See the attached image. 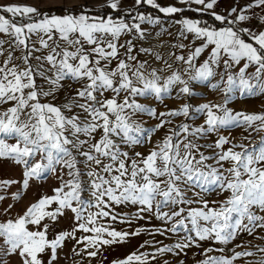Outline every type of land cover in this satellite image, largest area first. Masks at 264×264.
Returning <instances> with one entry per match:
<instances>
[{
    "label": "snow or ice",
    "instance_id": "snow-or-ice-1",
    "mask_svg": "<svg viewBox=\"0 0 264 264\" xmlns=\"http://www.w3.org/2000/svg\"><path fill=\"white\" fill-rule=\"evenodd\" d=\"M134 2L168 16L185 10L174 5L162 7L156 0ZM178 2L187 10L205 13L214 9L217 0ZM193 4L201 7L193 9ZM119 6L120 0H107L106 7L118 11ZM60 7L63 14L41 12L27 4L0 5V34L7 37L0 39V56L5 57L0 61V159L21 169L20 180L0 179V202L8 199L12 185H21L11 193V199L19 201L33 180H46L51 174L60 181L53 195L41 196L22 213L13 214L11 203L0 209V264H9L13 257L18 264H56L67 240L83 245L80 251L73 248L76 255L84 252L95 258L103 246L138 235L98 225L103 217L117 219L112 214L114 205H138V218H142L139 213L151 212L157 219L171 222L170 228L156 230L161 235L166 231L187 234L174 247L157 248L160 254L178 256L196 240L229 244L242 233L255 236L257 229L264 231V136L251 139L253 133H264V112L245 113L228 107L237 95L264 94V31L238 27L251 19L248 10L264 9V0L233 7L228 16L211 11L216 21L227 25L219 29L191 18L177 21L179 37L187 39L190 34L195 46L186 56L170 53L180 65L176 69L159 54L155 59L162 60L164 68L152 67L149 61L132 55L133 40L120 43L130 34L145 40L141 25L159 24L158 17L138 13L133 20L139 22L130 24L123 17L91 14L86 5ZM260 22L264 24V16ZM172 47L184 49L187 45ZM206 50L207 58L201 60ZM139 51L153 55L151 48ZM216 77L219 79L212 83ZM37 78L48 87L38 84ZM65 81L70 87H79L62 104L52 103L47 98L56 99ZM191 82L207 83L223 94V102L196 107L182 104L159 114L141 102L140 98L162 101L174 88H178V96H194ZM144 115L159 122L145 127ZM198 115L204 116L203 124L169 127L147 154L135 151L172 125V119L166 117L195 120ZM233 127L248 132L243 137L248 143H235L220 135L214 145H208L213 155L201 151L203 146L196 141ZM217 190L228 195L210 206L201 194ZM85 192L90 199L83 197ZM194 203L201 206L190 207ZM90 208L97 211H88ZM68 212L73 214L72 230L50 238L52 225ZM77 231L92 235L77 239ZM256 248L264 253V247ZM211 251L214 249L205 250L206 258L198 264H234L256 255L247 248L231 256L207 255ZM149 255L156 259L155 253L133 252L114 264H149ZM255 264H264V259Z\"/></svg>",
    "mask_w": 264,
    "mask_h": 264
},
{
    "label": "rangeland",
    "instance_id": "rangeland-1",
    "mask_svg": "<svg viewBox=\"0 0 264 264\" xmlns=\"http://www.w3.org/2000/svg\"><path fill=\"white\" fill-rule=\"evenodd\" d=\"M156 2L162 6H176V7H186L178 2V0H156ZM253 3V0H217V3L213 10H210L208 13L211 14V11H214L220 15L228 16L229 12L233 7L243 8L248 4ZM7 4H20V5H32L40 9L41 12H47L49 14H63V9L60 5H64L65 7L70 4L77 5H86L91 14L94 15H103L108 16L112 15L110 13H106L107 9L112 10L106 7L107 0H0V5ZM192 8H199L201 6L193 4ZM62 9L60 11L54 10ZM80 9L77 8L76 11ZM118 15H112L114 18L123 17L128 23H138L139 21H134L133 17H135L138 13H142L146 16L150 15L153 18H159L160 23L155 25H150L144 23L141 27L145 30L146 39L138 40L134 39V34L125 35L121 38L120 43H124L126 40H133L135 48L132 52V55L137 56L138 60H147L152 67L155 68H164L163 61H158L155 59V54H159L163 57V60H167L169 63L173 65V69L180 67L176 62H174V57L170 55V53H176L177 55H187L188 52L195 46L191 43L193 37L189 34L187 39H181L179 37V32L181 29V25L177 23L178 20H171L168 17H161L157 15H153L152 13L146 12L141 5H135L134 0H120L119 10H112ZM251 17L249 21L242 22L238 25L239 28H249L253 32L264 31V24L260 22V17L264 16V9L254 7L246 13ZM10 16V14H7ZM233 17L229 16V19ZM19 19V18H17ZM217 24L213 23H204L202 26L215 27L217 29L227 26L226 24H222L217 21ZM157 33H160L157 36ZM0 39H7L6 36L0 34ZM183 43L187 45L184 49L174 48L172 45ZM200 41H196V45H199ZM7 47V46H6ZM141 47L151 48L153 51V55H148L139 51ZM7 53H5L6 55ZM16 56L20 55V52L15 53ZM124 57V49H121V58ZM5 57L0 56V61H2ZM207 58V50L201 56V60ZM113 66H115V61L113 62ZM223 69H218V71H222ZM251 71V69H250ZM165 75L168 73L165 72ZM187 79V77H185ZM219 77L214 78L211 82L215 83ZM37 83L43 85L45 88L48 86L44 84L42 80L37 78ZM70 82L65 81L64 87L56 94V99L52 100L51 97L47 98L51 100L52 103L60 105L66 101V99L74 93L75 88L79 87V85L72 84L69 86ZM194 92V96H183L177 95L178 88H174L170 94L166 95L162 101L156 100L154 98H140L142 103L149 105L152 108H155L157 114L160 112H167L169 110L177 109L182 104H189L193 107L198 106L202 103H222L223 102V94L218 90H212L207 83L199 84L198 82H191L190 85ZM229 108L233 109V111H243L245 113H259L264 112V94H259L253 97H239L236 96L234 100H232L229 105ZM142 121L144 122L145 127H152L157 124L159 121L157 119H153L148 117L147 115L142 116ZM165 119H172V125L166 126L164 129L156 132L152 138L151 142L145 143L143 145L137 146L135 151H139L147 154L165 135L168 131L169 127H173L176 125H180L182 123L192 124L194 126H199L204 122V116L198 115V117L193 120L191 118H185L183 116L180 117H166ZM220 135L227 136L233 140L235 143H248V141H244L243 137L248 135V132L244 130L242 127H233L229 129H222L217 133H210L207 136L200 138L196 141L199 145H202L201 151L204 152L205 155H213V149L209 148L208 145H214L215 141L219 138ZM260 136H264V133L260 134H252L251 139L253 141L259 140ZM227 147V145H226ZM209 163H213V161H208ZM81 170L83 171V165H80ZM227 167V165H226ZM21 177V169L16 166L12 161L7 159H0V179H15L20 180ZM83 179H87V177H83ZM60 181L56 179L54 175L47 174L46 180L36 181L33 180L30 183V187L24 192L22 198L19 201H13L11 199V193L16 192L21 185L16 184L12 185L8 190V199L4 202H0L1 204L7 205V203L14 204L20 209L23 207L30 205L31 203L36 202L41 196L44 195H53V189L58 187ZM191 195V194H189ZM228 193H221L217 191H211L208 193H202L201 196L203 199L208 200L210 202V206L212 201L223 200ZM83 197L88 200L90 199V194L88 192L83 193ZM198 199V198H197ZM201 205L192 204L190 207L196 208ZM138 205H114L112 209V214L117 216L116 220H112L110 217H103L98 220V225L103 226L109 229H113L119 232H127V233H135L138 232V235H130L123 242L114 243L111 245L103 246L100 250V253L95 258H89L84 252H81L80 255H76L73 252V248L77 251H80L83 248V245H77L75 240H67L61 250H59V259L56 264H114V262L125 259L128 255L133 252L146 253V254H156V259L152 260L149 255V264H179L182 260L184 264H198L199 261H202L206 258L205 250L214 249V251L208 252L207 255L219 257V256H231L234 251H243L245 248L251 250L256 253L255 256L244 257L240 260L234 262V264H255L256 261L260 259H264V253H260L257 251L256 246L259 245L264 247V239H259L257 237H264V231L257 229L255 236H249L247 233L240 234L235 240L231 241L229 244H220L213 240H204L199 241L196 240L195 244L192 247L187 248L184 252L180 253V255H175L174 253H156V249L169 246L174 247L177 242L183 241L185 236L187 235L183 231H179L178 233H172L170 231H166L165 234L161 235L156 230L157 229H168L171 227V222L165 223L156 218V216L151 212H143L139 213V216L142 218H138ZM182 207H189L187 205H182ZM168 208H165L164 211H168ZM88 211L95 212L97 209L90 208ZM186 215V213H185ZM73 214L68 212L64 217H61L59 221L52 225L50 231V238L54 236L55 233L60 231H71L74 225V221L72 219ZM178 219V218H177ZM48 222V221H47ZM85 235H92L91 233H83L82 231L76 232L77 239L82 238ZM143 245V247H141ZM237 245H241V247H237ZM218 249H223V251H218ZM91 250V249H89ZM45 260H47V256H45ZM9 264H18V261L15 257H13Z\"/></svg>",
    "mask_w": 264,
    "mask_h": 264
},
{
    "label": "trees",
    "instance_id": "trees-1",
    "mask_svg": "<svg viewBox=\"0 0 264 264\" xmlns=\"http://www.w3.org/2000/svg\"><path fill=\"white\" fill-rule=\"evenodd\" d=\"M141 7H143V9L146 12L152 13L153 15L162 16V14L157 9H154L151 6L141 4ZM54 10L60 11L62 9L55 8ZM105 12L110 13L112 15H118L117 13H115L114 11L109 10V9H107V11H105ZM171 17L174 19H180V18L186 17V18L199 20L201 22V24H203V25H204V23H213V24L218 25L217 21L212 17V15H210L208 13H200V12L191 11V10H187V9H185L181 13L171 15ZM244 38L248 39L247 36H245Z\"/></svg>",
    "mask_w": 264,
    "mask_h": 264
},
{
    "label": "crops",
    "instance_id": "crops-1",
    "mask_svg": "<svg viewBox=\"0 0 264 264\" xmlns=\"http://www.w3.org/2000/svg\"><path fill=\"white\" fill-rule=\"evenodd\" d=\"M145 5H147V4H145ZM148 6H149V5H148ZM183 8L187 9L186 7H183ZM193 9H194V8H193ZM205 13H208V12H205ZM161 14H162L161 17H168V18H170L171 20H178V21H179V20H181V19H183V18H186V17H183V18H180V19H174V18L171 17V15L168 16V15H165V14H163V13H161ZM208 14H210V13H208ZM210 15H211V14H210ZM212 17H213V16H212ZM193 20H196V19H193ZM8 204H9V203H7V205H5V204H1V205H0V209H2V208H4V207H7ZM26 207H27V206L23 207V209H20V207H17V206L14 205L13 214H15V213H17V212L22 213L23 210H24ZM45 222L47 223V221H45Z\"/></svg>",
    "mask_w": 264,
    "mask_h": 264
}]
</instances>
